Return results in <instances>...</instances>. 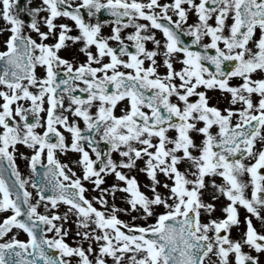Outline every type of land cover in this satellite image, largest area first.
I'll list each match as a JSON object with an SVG mask.
<instances>
[{"label": "snow or ice", "instance_id": "obj_1", "mask_svg": "<svg viewBox=\"0 0 264 264\" xmlns=\"http://www.w3.org/2000/svg\"><path fill=\"white\" fill-rule=\"evenodd\" d=\"M30 2L24 0L20 11ZM16 4L0 0L10 33L0 50V212L11 213L0 220V238L15 227L27 239L12 235L0 242V264H72V258L75 264H109L107 258L111 264H213V257L215 264H261L252 253L264 254V231L250 216L264 224V75L254 78L264 74V0H40L27 8L28 27L38 39L23 33ZM189 10L197 17L193 24H186ZM102 11L113 20H101ZM57 18L71 19L77 34ZM108 23L111 34L102 35ZM182 34L203 50L186 44ZM204 36L208 43H201ZM50 37L53 42H45ZM69 42L78 45L83 61L75 53L71 59L59 54ZM37 65L43 76L36 75ZM233 77L240 82L231 84ZM208 89L227 93V106L210 104ZM120 102L125 107L117 115ZM100 141L108 144L106 152ZM70 150L79 154L72 163L80 175L57 158V151ZM17 155L27 162L29 177H22ZM137 161L147 191L131 174ZM181 162L187 167H178ZM109 174L115 182L101 187ZM84 182L98 194L87 197ZM206 193L211 201L225 198L222 217L213 218L216 204L204 199ZM118 194L126 207L115 202ZM60 203L66 211H50ZM240 206L250 216L233 239ZM134 212L146 222L134 223ZM69 214L76 225L72 245L65 239Z\"/></svg>", "mask_w": 264, "mask_h": 264}, {"label": "rangeland", "instance_id": "obj_2", "mask_svg": "<svg viewBox=\"0 0 264 264\" xmlns=\"http://www.w3.org/2000/svg\"><path fill=\"white\" fill-rule=\"evenodd\" d=\"M158 2L165 3V2H169V0H158ZM21 4L22 5L24 4V0H22ZM39 4H40V0H31V2L27 5V8L36 7V6H39ZM18 5H19V3L17 2V4L13 7V12L14 13H15V9L18 8ZM184 6L187 7V5H184ZM27 8L25 9V12H27ZM27 14H28V12H27ZM42 14H45V13L44 12L39 13V15H42ZM173 18L176 19V17L174 15H173ZM196 19H197V17L194 14V12L189 10L186 24H193V23L196 22ZM3 21L4 20L2 18H0V50L4 49V45H3V39H4ZM139 22L140 23H147V21H144V20H140ZM230 23H231V19H230V21L228 23L226 22V24H230ZM41 30L44 31V30H46V28H43ZM224 31H225V34H227V28H225ZM23 33H27L32 38L38 39V36H37L36 33L31 34L29 32L27 22H25V25L23 27ZM50 39L51 38H49L45 42L49 43ZM202 41L203 42L204 41L208 42L209 38H205V36H204L202 38ZM158 59L160 60L161 64H160V67H158L157 70H158V72L163 74V72L166 69H165V67L162 64V57L159 56ZM147 63L148 62L146 61L145 65H147ZM177 64H178V66H181L178 62H174V67ZM259 75H264V74H256V76H254V78H257ZM239 82H240L239 78L233 77V78L230 79V83L233 84V85H235V84H237ZM31 90L35 91V89H31ZM199 90H204V89L201 87V89H199ZM206 95L209 97V103L210 104H216L218 107H221V108L227 106V100H226V96L228 95L227 93L221 94L219 89H208L206 91ZM256 100H257V97L255 96V94H253V101L255 102ZM24 103L27 104V101H25ZM120 103H121V106L117 109L118 113L115 112V114H117V115L120 114V109L122 107H125L124 102H120ZM233 107H239V105H235ZM42 113H41V117H42ZM97 138H98V136H97ZM17 148H18V151H23L26 154H30V150L26 149L23 145H17ZM58 153H60V152H58ZM63 154L66 155V157H64V159H63L64 160L63 163H68L70 167H72V168H74L76 170L77 175H80L81 174L80 173V167L78 165L72 163V161H75V160L78 159L79 154L76 153V152L63 153ZM90 155H92L93 159L95 158L94 154H92L91 152H90ZM112 157H113V159H117L118 160L119 159V153L112 152ZM61 161H62V159H61ZM16 163H17L19 171L21 172L22 177H29L31 175L30 169H28L27 166H26L27 162L25 160L21 159L18 155L16 157ZM140 166H142V161H137V168L132 169L131 174L136 175L138 181L141 184L142 190L147 191V189L144 188V185H146L148 183V179H147V177H146V175L144 173L139 171V167ZM178 167L183 169V168L187 167V165L184 162H181L180 165H178ZM122 171H128V170L122 169ZM159 178L162 181L165 179L162 175ZM213 178L216 179L217 183H219L221 181V179H222L220 177H213ZM241 179L246 181L248 179V177L245 175V176H242ZM114 182H115V178H114L113 175H111V174L106 175V176H104V184H102L101 187H107L110 183H114ZM84 183L86 185V188L88 189L85 192V195L87 197L91 198L93 195H97L98 194L97 192H95L93 190L92 185L89 182H84ZM28 190L33 193L32 202L35 203V199H36L35 193H36V191H35L34 188L31 187V182L30 181H29V185H28ZM204 199L206 201H211V197L208 196L207 193L205 194ZM110 202H112V201L110 200ZM115 202L121 207H126V205L124 204V201L120 199V194L117 195V199H116ZM211 202L216 204V211H214V215L217 216L218 212L221 211L220 209L222 208V206L226 202L225 198L223 196H219L217 200L211 201ZM67 207H68L67 205H65L63 203H60L59 207L57 209L50 210V211H57L59 213H63L64 211L67 210ZM97 207H99V205H97ZM38 211H41V212L45 211L42 204L38 206ZM157 211H159V209H157ZM10 214H11L10 211L9 212H0V220H2L5 215H10ZM132 215L138 216V219L136 221H133L134 223L143 224V223L146 222L145 219L140 217L139 213H135L134 212V213H132ZM201 216L205 217V213L202 212ZM240 217H241V215H240ZM120 218L121 219H125V220H130L131 219L130 216H126L123 213L120 214ZM254 220L257 221L256 218ZM74 221H75V216L72 215V214H69L68 222L65 224V227H67L69 229V235L67 237H65V239L70 245H72L74 243V234H75V229H76V225H75ZM151 221H152V218H148L147 222L150 223ZM12 235H15L16 238H18V239H22V240L27 239L26 234L22 230L13 227V228L10 229V231L8 233H6V235L4 237L0 238V242H2L3 240L8 239ZM47 235H51V234L47 233ZM93 246L95 247V244H93ZM107 259L109 261V264H111V258H107ZM72 264H75V258H72Z\"/></svg>", "mask_w": 264, "mask_h": 264}, {"label": "flooded vegetation", "instance_id": "obj_3", "mask_svg": "<svg viewBox=\"0 0 264 264\" xmlns=\"http://www.w3.org/2000/svg\"><path fill=\"white\" fill-rule=\"evenodd\" d=\"M74 2H75V3H79L80 0H74ZM21 5H22V4H19V5H18V8L15 9V14L18 15V16H20L22 19H24L25 22H28V21L30 20V17L28 16L27 12H25V11H24V12H21V11H20V6H21ZM43 15H44V14L39 15V16H43ZM99 18H100L101 20H107V21H109V22H111V21L113 20V17H111L108 13H106V12H104V11H102V12L99 14ZM56 22H57V23H67V24H69V25H72L73 27H72V29H71V31H70L69 34H70V35H75V34H77V31H78V30L75 29V27H74V22H73L71 19H69V18H57V19H56ZM93 22H95V18H93ZM228 22H229V20L227 21V23H228ZM209 23L214 24V23H215L214 18L210 19V20H209ZM3 24H4V28H3V31H4L3 45H4V48H5L4 41L6 40V38L8 37V35H9L10 33L7 31V29H8V25L5 23V21H3ZM40 27H41V29L46 28L43 24H41ZM110 29H111V23H108V24H104V25H102V28H101V34H102V35H105V36L110 35V34H111ZM28 30H29V32H30L31 34L35 33L34 31H31L29 27H28ZM132 30H133V29H132L131 27L126 28V29H123V30H122V34H123V35H126L127 32L132 31ZM152 31L155 32V34H156V38H157V39H161V40H163V38H162V34H161V32H160L159 30L152 29ZM25 34H27V33H25ZM27 35H28V34H27ZM50 38H51V37H50ZM205 38H209V37L205 36ZM209 39H210V38H209ZM52 42H53L52 39H50V42H49V43H52ZM208 42H209V41H208ZM208 42H206V41L202 42V41H201V43H208ZM109 43L112 44V45H114L116 42H115V41H109ZM190 43H191V37L189 36L188 44L190 45ZM69 44L71 45V42H69ZM146 47H148V48H152L153 45H152L151 42H146ZM77 49H78V45H71L69 48L62 49V50L59 52V54H60L61 56H64V57H66V58L71 59V55H70V54H71V53H75V55H76V60H77V61H83V60L85 59V57H84V55H83L82 53H79ZM158 58H159V56H157V58H156V59H157V64L160 65V60H159ZM145 62H146V61H145ZM35 73H36V75H37L38 77L43 76V75H44V68H43L42 66L37 65L36 68H35ZM30 90H31V89H30ZM67 102H68L67 99H65V103H67ZM45 106H46V105H45ZM119 107H120V103H118L117 107L114 109V112L118 113V112H117V109H118ZM44 115H45V113H42V117H44ZM69 118L72 119L71 116H69ZM78 124H79V126H80L81 128H84V124H83V121H82V120H78ZM61 130L63 131V129H61ZM37 131H42V129H41V128H37ZM68 135H69V134L65 132V136L67 137ZM67 153H73V152L70 150V151H68ZM56 155H57V158H58L60 161H61V159H62L61 162L63 163V162H64L63 159H64V157H66V155L63 154V153H58V152L56 153ZM238 214H239V218H240V220H241V218L243 219V217H244L245 215H249V216H250V214L247 213V210L244 209L242 206L238 207ZM240 215H241V217H240ZM261 215L264 216V210H261ZM218 217H222V215H218ZM250 218H251V219H254V218H256V217H254V216H250ZM256 219H257V218H256ZM253 225L255 226V228L257 229V231H264V224H261L260 220L257 219V221H254V222H253ZM243 230H244V223H243V220H241V225H240L239 228H237L236 226H233V227L230 229V236H231L233 239H239ZM243 250H244V251H249V252L252 251L251 249L247 248V246H245V247L243 248ZM252 254H254V255H259V259H260L261 264H264V254H256V253H254V252H253ZM212 260H213V264H215V257H213Z\"/></svg>", "mask_w": 264, "mask_h": 264}, {"label": "water", "instance_id": "obj_4", "mask_svg": "<svg viewBox=\"0 0 264 264\" xmlns=\"http://www.w3.org/2000/svg\"><path fill=\"white\" fill-rule=\"evenodd\" d=\"M198 51H202V50H198ZM209 53L214 54V50L209 49ZM229 65H230V62H229ZM209 67H213V66L209 65ZM225 69L229 70L230 68H225ZM213 70H214V68H213ZM5 164H6V162H5ZM5 179L8 181L9 184H11L13 182L14 178L11 177L10 170L8 173H5Z\"/></svg>", "mask_w": 264, "mask_h": 264}]
</instances>
